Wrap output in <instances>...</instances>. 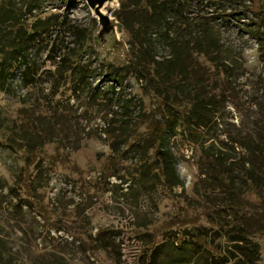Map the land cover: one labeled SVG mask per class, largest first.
<instances>
[{
	"label": "rangeland",
	"instance_id": "obj_1",
	"mask_svg": "<svg viewBox=\"0 0 264 264\" xmlns=\"http://www.w3.org/2000/svg\"><path fill=\"white\" fill-rule=\"evenodd\" d=\"M191 1L201 17L212 19L223 48L217 65L198 57L212 103L200 117L179 120L166 147L181 185L171 187L153 150L144 164L97 134L80 133L65 147L47 143L30 154L0 143V264H211L208 249L224 253L226 264H264V188L249 180L254 155L240 144L264 141V32L261 41L253 34L258 25L264 31V0L243 1L248 10L241 15L229 0ZM120 8V0L104 5L105 25L86 0H41L35 16H54L57 23L48 41L77 46L78 60L91 66L89 85L101 92L90 100L67 86L51 89L44 73L56 69L62 52L48 51L50 43L42 40L29 50L35 86L22 84L24 66L17 63L9 92H0V125L24 122L31 111L47 114L61 103L68 125L88 131L102 124L106 103L137 98L159 120L160 98L133 77L116 84L108 72L109 65L121 68L131 59L128 33L116 17ZM62 22L69 33L60 30ZM159 53V60L171 57ZM140 170L148 171L142 187L133 177ZM237 212L251 219L245 225L251 241L243 247L258 246L259 255L244 256L242 243L233 241L244 230ZM98 234L112 250L95 244ZM156 243L163 244L153 256Z\"/></svg>",
	"mask_w": 264,
	"mask_h": 264
},
{
	"label": "trees",
	"instance_id": "obj_2",
	"mask_svg": "<svg viewBox=\"0 0 264 264\" xmlns=\"http://www.w3.org/2000/svg\"><path fill=\"white\" fill-rule=\"evenodd\" d=\"M243 1L245 0L228 1L231 9L237 10L235 15L244 14L248 10ZM40 2L41 0H0V92H9L11 85L8 81L17 63L24 66L22 84L34 85L29 74H33L35 64L28 62L29 50L33 44L44 40L50 43L48 51L57 53L59 50L62 56L54 71L44 73L49 75L43 80L51 82L53 90L67 86L78 98L87 93L88 99H96L101 91L89 85L91 66L78 60L80 53L77 46L67 49L69 47H64L62 43L57 46L53 39L48 41V36L57 23L52 21L54 16H35ZM120 3L121 8L116 17L128 33L131 59L128 65L121 68L109 65L108 72L116 84L122 86L126 78L133 77L143 83L144 90L160 98L163 102L159 111L160 119L156 120L155 110L148 114L144 111L143 100L140 98L128 101L119 99L116 103L110 99L113 103H106L107 110L101 117L102 124L88 131H81L77 127V131L74 130L76 125H68V120L63 119L64 107L60 103L58 109L50 108L47 114L31 111L24 122L18 123L15 120L10 126L0 125V132L5 133L0 143L14 151L25 150L30 154L47 143L65 147L64 143L73 142L76 138L79 140L80 133L85 136L89 133L97 134L105 140L112 139L113 150L125 146L131 153L137 154L142 162L153 150L155 162L163 165L162 175L171 183V187L180 186L176 164L168 160V156L173 158L174 154L166 147L179 120L200 117L201 110L212 103V95L206 91L207 77L204 70L200 69L198 57L204 56L215 65L221 63L223 43L219 33L213 29L212 19L201 17L191 0H120ZM262 16L260 15L259 20L263 19ZM64 24L60 23V30L64 29L65 34L69 33L70 29ZM260 28L258 25L253 34L261 41L264 31ZM161 49L169 52L171 57L159 60ZM142 127L144 130L140 131ZM240 144L254 155L252 168L248 171L249 180L254 187L264 188V141L252 145L245 142ZM147 173L146 170H140L136 173L139 176L133 175L137 178L135 184L142 187L147 183ZM29 187V190L34 191L32 185ZM234 217L244 230L233 241L242 243L240 249L244 256L259 255L258 246L243 247L251 241L253 232L247 228L251 219L241 217L238 212ZM250 225L257 231L255 223ZM193 242L196 244L197 240L194 239ZM109 243L98 234L95 244L100 249L112 250L113 246ZM162 244L156 243L151 248L153 256ZM180 244L182 248L184 243L180 242L178 246ZM207 252L213 262L210 258L205 260H209L211 264H226L229 259L224 253L215 254L210 249ZM52 264L58 263L52 261Z\"/></svg>",
	"mask_w": 264,
	"mask_h": 264
},
{
	"label": "water",
	"instance_id": "obj_3",
	"mask_svg": "<svg viewBox=\"0 0 264 264\" xmlns=\"http://www.w3.org/2000/svg\"><path fill=\"white\" fill-rule=\"evenodd\" d=\"M112 1L113 0H86L90 8L94 10L95 14L105 23V25H108L110 23V19L108 16L102 13V8L107 2Z\"/></svg>",
	"mask_w": 264,
	"mask_h": 264
},
{
	"label": "bare ground",
	"instance_id": "obj_4",
	"mask_svg": "<svg viewBox=\"0 0 264 264\" xmlns=\"http://www.w3.org/2000/svg\"><path fill=\"white\" fill-rule=\"evenodd\" d=\"M117 1H118V0H113V1H112V2H110V3H117ZM116 5H117V4H116Z\"/></svg>",
	"mask_w": 264,
	"mask_h": 264
}]
</instances>
